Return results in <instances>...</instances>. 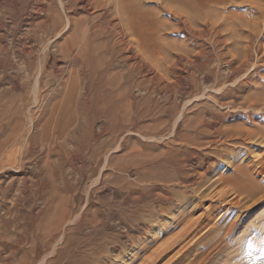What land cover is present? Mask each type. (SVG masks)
Instances as JSON below:
<instances>
[{
	"label": "rangeland",
	"instance_id": "1",
	"mask_svg": "<svg viewBox=\"0 0 264 264\" xmlns=\"http://www.w3.org/2000/svg\"><path fill=\"white\" fill-rule=\"evenodd\" d=\"M24 1L26 2V0H0V35H2L0 39L4 45L2 52L4 68L1 70L3 79L0 81V89L14 93L13 87L19 83L18 86L21 88L17 93L22 101L18 102L21 107L20 116H13L12 119L0 117V158H5L2 156V152L3 155L8 156L12 151H15V154H11L14 160L4 161L5 163L0 164V170L2 169L0 171V179L2 180V182L0 180V189H4V193L0 192V199L2 198L0 209L7 205V208H13L12 213L18 217L19 235L24 239L19 247L18 259H23L25 252L30 255V244L25 239L33 240L34 228L32 227L37 223L35 221L39 219L40 213L45 212L47 214L53 211L55 204L62 198L77 200L78 209L76 208V211L84 215L87 212L91 214L94 208L104 209L105 205L111 202H115L113 205L119 209L124 202L138 200L142 194L139 199V201L143 199L139 203L140 205L136 207V204L131 201L130 203L134 204V208L129 204L133 209H141L143 205V209H139L140 212L142 211L140 214L142 219L150 225L148 224L149 226L145 230L136 228L133 231V240L136 239L132 242V245L134 243L133 247L125 249L123 246L124 250L120 246V249H123L125 253L122 258L119 248L110 253L107 252L113 258L118 257V262L127 259L126 262L129 264H141L147 255L151 254L159 245L172 239L177 234L176 232L185 227L188 222L200 218L196 224L197 228L191 235L174 248H170L169 253L166 252L161 259L153 264H164L168 259L175 258L178 253L185 251L192 241H196V245L190 251L191 253L189 252L190 258L195 253L197 257L202 259L209 257L206 259L208 262L204 260L202 264H206V262L207 264H224L241 251L235 249V242L241 238L242 264H264V226H257L258 220L264 218V202H260L249 209L245 207L249 201H246V198L242 199L243 204L238 209L239 212H236V215L233 214L228 221L230 223L232 220H237V226L228 238L227 248L222 252L224 256L217 254L215 248L209 254L208 252L217 242L213 243L212 239L205 237L210 225L216 221L219 213L210 217L208 219L210 221H207L202 215L209 204L219 206L224 202H215L212 201L214 198H210L214 194L212 193L214 189H216L215 192L222 188V185L219 186L216 183L209 185L212 181L211 178L214 179L220 175H233L235 165L242 161L240 158L234 164L229 163L231 158L222 156L224 152L221 151L236 150L242 153V150H247L245 148L248 147L241 140L233 142L214 141V137L210 134L216 113L225 111L233 114L241 113L243 107L242 94L255 91L254 86L256 84L247 82L242 69L227 70L226 66V62L230 60L235 64L232 63L234 67L238 68L242 64V53L245 45L243 36L247 29L245 17L248 16L249 10L248 0H231L222 9L211 8V12L209 11L210 7L208 10L198 7L199 4L196 0H184L185 3L183 0L180 3L168 2L166 9L162 7L164 3L162 4L158 0H144L141 4L142 10L145 12L142 27L149 28L150 31L147 34L146 43L148 47L145 55L150 71H157L161 76L160 79H154L152 78L153 74L149 71L150 74L136 73V81L141 83L142 87L148 86L151 91L148 93L143 89L138 90L135 86L131 94L137 99L143 96L150 97V103L141 106L140 109L146 107L147 114L151 115L136 122L133 130L114 133L111 130L112 126L119 119L115 117L114 123L111 121L113 125L110 126V121L105 122L95 117L94 112L97 103L87 99V105H84L85 107L82 105L86 114L82 115L81 113L79 115L80 126H76L70 131V137L67 140L60 134H45L44 132L49 129L46 120L49 116L50 104L61 99L63 90L68 85L69 68L65 66L61 72L58 71V74H55L54 71L62 67V61L65 59L60 49L72 32V27H70L72 23L69 22V19L73 21L77 18L78 20L85 14L76 6L65 3V0H41V2L27 0L26 3L29 7ZM168 6H173V10L179 7L189 16L191 15V24L188 19V24L186 21L184 22L185 17H179ZM218 9L219 12L222 10L223 13L219 14ZM173 14L175 15L173 16ZM193 19L194 21H191ZM77 20L75 19L74 22ZM209 20H213L212 23ZM221 20L224 21V25ZM51 22L52 24L56 22L55 26L59 23V27H50ZM45 23L50 24L49 27L48 25L46 27ZM192 23L197 28L201 27L194 29ZM149 24L151 26H148ZM152 24L158 27L153 35ZM44 25L46 28L43 27ZM211 27L218 30L219 36L225 39V44L218 43L211 46L213 35L209 30L204 32ZM193 31L198 33L194 34ZM149 34L152 36L149 37ZM197 34L201 35L200 38ZM259 37H261L264 46V33ZM32 38H34L33 41ZM29 51L32 53V65L29 71H25L22 67ZM262 52L264 51L259 53L260 56ZM262 73H264V67L260 68V74ZM143 77L148 82L142 81ZM206 77H209V81L206 80ZM257 83L259 84L261 81L258 80ZM227 89L238 91L236 97L231 98L230 93H227L224 97L222 96V99L227 100L228 105L216 103L215 97ZM49 92H52V96L47 101L45 97ZM127 107L129 108V106ZM14 119L20 121L19 128L23 132L19 133L20 136L12 130L16 122ZM10 120L13 121V124ZM104 127L108 128L109 131L104 132ZM197 130H201L203 133L198 134ZM33 136L34 138H31ZM44 138L53 144L50 150L44 145ZM196 141L199 144H196ZM30 143L35 144L31 145ZM215 150L222 154L216 153L217 155H214ZM249 150H254V153L252 152L254 155L262 148L251 147ZM209 155L214 156L217 162L223 161L222 157L224 159V163L220 162L213 173L209 172V168L212 161L216 160L208 157ZM201 158L207 161L202 162ZM14 161L16 163L18 161L17 165L13 163ZM165 161L168 164L164 165ZM207 163L209 164L207 165ZM22 164L24 165L22 166ZM201 165L202 167L205 165L206 169L202 168ZM4 166L6 167L4 168ZM204 169L206 173L199 177L196 171ZM6 183L12 184L7 185ZM208 187L211 188V191ZM3 194L6 196L4 197ZM145 194L150 198H147ZM161 195L164 196L161 197ZM165 196L166 198L163 199ZM135 197L137 198L135 199ZM231 198L236 200L242 198V195L234 197L232 193L228 192L225 199ZM185 200L187 203L184 202ZM103 202L104 204H102ZM160 205L166 208L159 211L160 208L156 207H160ZM17 208L21 210L19 211ZM117 208L115 211L118 210ZM237 215L240 216L237 218ZM250 226H257L258 232L250 231ZM141 244H144L146 249L138 251ZM209 259L213 261L211 262Z\"/></svg>",
	"mask_w": 264,
	"mask_h": 264
},
{
	"label": "bare ground",
	"instance_id": "2",
	"mask_svg": "<svg viewBox=\"0 0 264 264\" xmlns=\"http://www.w3.org/2000/svg\"><path fill=\"white\" fill-rule=\"evenodd\" d=\"M37 1L41 2V0H36V2ZM65 1H66L65 3L67 4L69 3V5H73L76 6L78 9H81L85 15L81 18L79 17L78 20L77 18H75L77 20L76 22H74L75 21L74 18H73L74 20L72 19L73 21L69 19L70 20L69 22L72 23L71 26L69 25L70 27H72L71 28L72 32H70L71 33L70 37L65 41L62 48L60 49L63 52V56L65 59L63 61L61 60L63 63L62 67L54 71L55 74H58L65 68V66L68 67L70 70L69 76L67 78L68 85L67 87L64 88L61 99H58L51 104L49 102L50 104L49 116L46 120L47 122L46 124L47 127L49 126V129L47 128H46L47 130L44 129L46 130V132L44 133L45 134L56 133L63 136L65 140L69 139L71 133L70 131L74 129V127L80 126L79 115L81 113L82 115L86 114L85 113L86 110L83 108V106L87 105L86 102L87 99L89 100L91 99L92 101H94V103H97L94 112L95 117L100 118L102 121L105 122L110 121L109 123L110 126L113 125L114 123L113 120L115 119V117L119 119L117 120V123H114V126H112L113 128L111 130H113L114 133L115 132L120 133L122 131L129 129L133 130L136 126V122H138L140 119H145L147 118V116L151 115V114L150 115L147 114L148 112L145 110L146 107H144L142 110L140 109L141 106L150 103L151 101L150 97L143 96L137 99L136 97H133L131 94L132 89L135 86H137L138 90L143 89L148 93L151 91L148 86L142 87L140 85L141 83H138V81H136L135 74L150 72L153 74L152 78L154 79L155 78L160 79L161 76L157 71H153V72L150 71L151 69L147 62V57L145 55V51L148 47L146 43L148 39L147 34L150 33V31L149 28L142 27L143 15L145 12L142 10L141 4L144 0H65ZM158 1H160L162 4L164 3L162 7L166 9L167 8L166 5L168 4V2L180 3L181 0H158ZM196 1L199 4L198 6V4L196 3L197 4L196 6L202 7L207 10L210 7L209 8L210 11V9L211 8L213 9L214 7H218L219 9L224 8V6L231 0L229 1L228 0H196ZM193 2L194 1H192V4H194ZM172 7L173 6H170L169 9ZM248 7H249V10L247 12L248 16L245 17L246 19L244 18L246 21L245 25L247 26L246 27L247 29H246V34L243 36L245 45L242 53L243 55L242 64L237 68L232 66L233 61L231 62L230 60L226 62V66L228 68L227 70L242 69V72H244V77H246L247 82L249 84L250 82L254 85L256 84L254 86L255 91H251L245 95L242 94L243 107L241 113L233 114L228 111H225L223 113H216L217 115L215 116V121H213V125L211 126V132H210L211 136L214 137L213 139L214 141L223 140L225 142L226 141L233 142L236 140H241L243 143H245L248 146L245 148L247 150H242V153L236 150L230 152H228V150L226 151L222 150L221 152H224L222 156H227L231 158V161L229 163L234 164V162H237L240 158H242V161L235 165V170L233 175L231 176L220 175L218 177H215L214 179L211 178L212 181L209 184V185H214L216 183V185L219 186L222 185V188H220L219 190L214 192V190H216L214 189L212 191V193L214 194L210 198H214V200L212 201L215 202L224 201L223 204L219 206L209 204L206 207V210L202 213V215L204 216L205 219H207V221H210L208 219H210V217L212 216H215V213H219L216 221L212 225H210L208 231L206 232L207 235L205 234V237L212 239L213 243H215V241L217 242L214 244L213 248H211V250L208 253L210 254L215 248L217 254H221V256H224L222 252H224L227 248L226 244L228 243V238L230 234L234 232L237 226V220H232L230 221V223H228V221L233 214L239 212L238 209L243 204L241 202L242 199L246 198V201H249V203L245 205V207L249 209L253 208L260 202H264V73L260 74V68L264 67V58H263L264 52H262L261 56L259 55V53L262 50L264 51V46L263 43L261 42V37H259V35L264 33V0H248ZM177 9L173 10L172 8V11L174 13H177L179 17L184 16L185 20L183 21L184 22L186 21L188 24L187 19L190 22V18H192L190 17L191 15L189 16V14H187L185 11H182V9H180L179 7H177ZM220 13H223V11L221 10L219 14ZM174 15L175 14H173V16ZM52 18L55 19L54 17ZM230 18L232 19V17ZM218 19L220 20V18ZM191 21H194V19ZM212 21L210 22L212 23ZM221 21L223 22L222 24L224 25V21L223 20ZM48 23H50V21H48ZM55 23L52 24L51 22V25L49 24L50 27L54 26L55 28H57L59 23L57 26H55L56 25ZM47 25L48 24H46V27ZM148 26H151V24H149ZM43 27H45V25ZM157 28L158 27L155 24H152V31H153L152 35L156 33ZM199 28L195 27L194 29H199ZM189 29L191 30V28ZM222 29L224 28L222 27ZM26 30L28 31V29ZM208 30L213 35V36L211 35L213 37L211 46L212 45L215 46L218 43L225 44V39L219 36V32L217 29L211 27L209 29H206L204 32ZM197 31L196 32L193 31L194 34L198 33ZM149 35H150L149 37L152 36L151 34ZM1 36L2 35H0V38ZM200 36L201 35H199L198 38H200ZM34 38H32L31 40L33 41ZM194 38L196 39L197 37ZM26 45L28 44L26 43ZM3 49H4V45L0 39V81L3 79L2 78L3 75L1 73L2 68H4L3 67L4 65L2 64ZM31 56L32 53L31 51H29L26 62L22 67L25 71H29V69L31 68L32 65ZM242 72L241 74H243ZM206 80L209 81V77H206ZM258 80H260L261 83L258 84L257 83ZM142 81H147V80L144 78L142 79ZM18 84L17 85L15 84V86L13 87L14 93L10 91L7 92L5 91V89L4 90L0 89L1 118L10 117L12 119L13 116L21 115V107L19 106L20 103L19 101H21V99L19 97L20 95L18 94L19 93L18 91L20 90L21 87L18 86ZM237 92L238 91L234 89L224 90L221 92V95L215 97V102L218 104L220 103L223 105H228L229 102H227V100L225 101L224 99H222L224 95L230 93L231 98H234L236 97L235 95L237 94ZM51 96H52V92H49L46 94V97L45 96L44 97L46 98L47 101H49ZM127 106H129V108L131 107L130 110ZM15 121L16 122L14 123L12 130L14 133L19 134L20 132H22L21 129L19 128L20 121L19 122L17 120ZM11 122L13 124V121ZM103 131L108 132L109 129L104 127ZM197 132L198 134L203 133V131L201 130H197ZM22 133L21 135H23ZM198 137H201V135H198ZM31 138H34V136ZM43 141H45L44 142L45 144L44 143L43 144L46 146V148L50 150L51 145L53 144H51L50 141L45 138L43 139ZM196 144H199V142L196 141ZM251 147L254 148L260 147L262 148V150H259L258 153L252 155L254 153V150H249ZM14 152L12 151V153ZM221 152L220 151L217 152V150H215L214 155L216 153L218 155L222 154ZM197 153H199V151H197ZM11 154L5 156L6 154L3 155L2 152V156H4L5 158L3 157H1L3 159L0 158V164L5 163L4 161L6 162L11 161L13 159ZM208 157H211L214 160H216V161H212L209 168V172L213 173L216 170V166L220 165V162H223L224 159L222 157L223 161L217 162V159H215L214 156L209 155ZM204 160L207 161L206 159H202V162ZM15 161L13 163L17 165L18 161L17 163ZM197 161L199 163V160ZM198 163L196 164L198 165ZM163 164L165 165L168 163L165 161ZM208 164L209 163H207V165ZM23 165L24 164H22V166ZM204 166L202 167L201 165L202 168H205ZM5 167L6 166H4V168ZM205 169L202 171L197 170L196 171L197 175H199V177L204 176V174L206 173ZM1 191L4 193V189H0V192ZM228 192L232 193L234 197L236 196L238 197L239 195H242V198L236 200H233L231 198L226 200L225 198ZM3 196L5 197L6 195L3 194ZM141 196L142 194L140 195V197L138 196L139 197L138 200L135 201L131 200L136 204L135 205L136 207L140 205L139 203L141 202V200H143L141 199L139 201ZM163 196L161 195V197ZM146 197L150 198L148 197V195H146ZM161 197L160 199H162ZM169 197H171V195H169ZM169 197L167 198L169 199ZM136 198L137 197H135V199ZM165 198L166 196L163 199ZM174 199L176 200V198ZM13 200H16V198H13ZM76 201L77 200L75 199L69 200L67 198L64 199L62 198V200L58 201L55 204L53 211L47 214H45V212L40 213L39 219H37L38 221L37 220L35 221V223L36 222L37 223L36 224L34 223L35 225L32 227L34 228L33 240L29 241L25 239V241L28 244H30V255L28 252H25L23 259L21 260L18 259L17 255L19 254V247L23 243L24 239L19 235L18 217H16V214L12 213L13 208L10 207L7 208L6 207L7 203L4 204L6 206L0 209V264H33V262L34 264H117V263L129 264L128 262H126L127 259L123 261L120 260L121 262H118L117 261L118 257L113 258L112 256L108 255L107 252L110 253L112 250L119 248L120 253H122L121 255L122 258L125 254L123 251L124 249L123 246L126 249L133 247L134 245V243L132 245V242H134V240L136 239L133 240V231L136 228L142 230L148 228L150 224L148 222L146 223L145 222L146 220L144 221V219H142V216L140 214L142 212V211L140 212V210L143 209V205L141 209L139 208L140 210L138 208L133 209L131 207L132 206L134 207V204L130 203L131 201L128 200V202L126 203L124 202L123 205L121 204L122 207H119L118 205L119 209L116 206L118 210L115 211L116 208L115 205H113V203L115 204V202H111L112 204L108 202L110 204H106L104 209L94 208L95 210L93 209V212L91 214H88L87 212L85 214L83 213L84 215H82L80 212L76 211L77 208ZM149 201L151 200L149 199ZM184 202H186V200ZM129 203L132 205L131 207ZM102 204H104V202ZM162 206L160 205V207L158 206L156 208H160V210L158 209L159 211H161V209L163 208H166L165 206L164 207ZM49 207L51 208L50 205ZM17 210L20 211L21 209L17 208ZM239 216L240 215H237V218ZM199 220L200 218L188 222V224L185 227L181 228L178 232H176L177 234L172 239H170L166 243H163L162 245H159V247H157L151 254L147 255L146 258L143 257L144 259L142 258L143 261L141 260L142 261L141 264H153L157 260L161 259V257L165 255V253L168 252L170 248L172 247L174 248V246H176L178 243L186 239L189 235H191L195 231V229L197 228L196 224H198ZM257 226H264V218L258 220ZM257 226H250L249 230L258 232L259 229ZM195 245H196V241H192L190 246L187 247L185 251L178 253L177 256H176L177 254L176 252L175 253L176 257L175 258L172 257L173 259H168L167 261H165L164 264H202V261L206 260L209 257H204V259H202L197 257V254L194 253L193 257L190 258L191 255L189 254V252L192 251ZM235 245H236L235 249L236 250L239 249L241 251H239L236 256L231 257L230 258L231 260H229V262L224 264H242V258H241L242 238L237 240V242H235ZM120 246L123 249H120ZM145 249L146 246L144 244H141V246L138 248V251H143Z\"/></svg>",
	"mask_w": 264,
	"mask_h": 264
}]
</instances>
